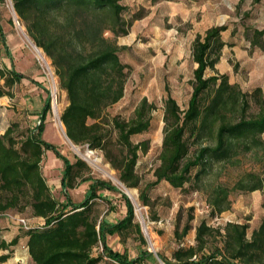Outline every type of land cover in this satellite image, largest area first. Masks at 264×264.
I'll use <instances>...</instances> for the list:
<instances>
[{
	"label": "trees",
	"instance_id": "obj_1",
	"mask_svg": "<svg viewBox=\"0 0 264 264\" xmlns=\"http://www.w3.org/2000/svg\"><path fill=\"white\" fill-rule=\"evenodd\" d=\"M156 2L159 0H151ZM258 3L260 0H254ZM18 19L24 23L27 35L37 48L51 60L61 90L65 91L67 106L60 120L68 139L75 145L86 144L88 149H99L118 172V180L127 188H139L136 171L139 152H146L148 141L133 143L131 137L147 132L151 127V114L155 106L142 98L131 118L113 116L109 128L102 124L104 111L117 103L124 94L128 65L120 59L116 37L127 35L131 22L139 19L133 14L126 19V6L122 0H12ZM226 26H214L192 42L191 56L196 65L193 70L192 92L187 107L181 110L176 100L168 95L163 107V138L159 164L153 171L154 181L139 188V202L148 206L149 191L160 182L173 188H183L191 181H199L211 162L229 159L242 145L261 146L264 134V95L260 88L252 92L256 113L247 116L250 108L247 93L228 82L225 74L205 76L214 70L226 45L222 33ZM110 33L112 37L105 34ZM255 39L264 32L255 30ZM24 76L14 70L0 68V98L11 96V88ZM41 123L34 128H21L11 123L0 134V214L19 216L30 211L31 219H40L38 226L25 228L10 240L0 239V263L7 261L21 243L28 249L33 264H98L108 259L116 264H143L154 259L144 249L133 259L113 251L106 242L107 235L121 234L135 227L141 242H147L139 223H134V206L128 197L110 182L82 177L76 170L87 168L84 161L74 163L63 156L57 146L42 139L43 121L50 111V95L46 90ZM241 107L239 116L230 114ZM230 113V114H229ZM91 120V122H88ZM111 132H115L117 153L110 148ZM189 138H209L210 145H199L190 155ZM50 150L63 164L60 184L64 201L52 196L43 176L41 163ZM195 171V172H194ZM81 177L75 182L76 177ZM251 177V176H250ZM250 184L239 188L264 191V180L251 177ZM88 182L82 201L73 202L69 189ZM99 191L118 192L126 207L124 218L115 223L98 221L93 215V203L102 199ZM228 190L220 188L212 197V213L228 209ZM104 200V199H103ZM264 206V205H262ZM189 220L175 236L181 241L191 229ZM247 224L229 222L223 228L218 244L214 230L202 221L195 228V244L178 246L166 258L157 257L164 264H264V218L247 235ZM101 244L102 251L93 256L92 250Z\"/></svg>",
	"mask_w": 264,
	"mask_h": 264
},
{
	"label": "rangeland",
	"instance_id": "obj_2",
	"mask_svg": "<svg viewBox=\"0 0 264 264\" xmlns=\"http://www.w3.org/2000/svg\"><path fill=\"white\" fill-rule=\"evenodd\" d=\"M122 4L127 8L124 12L126 19L133 14L139 16V19L131 22L127 35L115 38L117 45L122 48L119 52L120 59L128 65V75L123 97L104 111L100 121L108 129V121L113 116L125 120L131 118L134 108L142 98H146L155 106L151 114L150 129L131 137L133 143L145 140L149 143L146 152H139L136 166L140 178L139 188H143L145 184L154 181L153 171L159 164L165 98L168 95L172 96L181 110L187 107L192 92L193 70L196 67L192 61L191 46L197 35H204L210 27L226 26V31L222 33L226 45L221 51L220 60L214 70H206L205 76L216 73L227 75L230 84H235L239 90L250 96V108L246 115L256 113L257 106L251 94L256 88H260L264 95V35L257 40L254 31L264 32V0L258 3L254 0H159L156 2L122 0ZM14 17L19 25L15 23ZM0 25L10 39L9 45L3 47L2 34H0V61L1 58L6 57V49L15 53L16 48H21L34 60L35 68L41 77L40 85L49 92L48 118L53 126L49 125L46 128L45 135L49 139L48 142L57 146L60 153L70 162L74 163L80 159L86 163L87 168L76 170L80 176L110 182L119 191L126 193L134 206L133 222L144 227L143 236L147 244L141 242L136 228L131 227L121 234L107 235L106 242L109 248L126 254L128 259L135 258L140 251L147 249L153 253L154 259L149 258L143 264H164L157 254L170 258L178 246L194 245L195 228L202 221L213 228L218 244H221L222 239L216 231L223 234V228L229 222L247 224L248 236L258 227L264 218V206H262L264 191L244 190L239 188V184H250L253 176L264 180V145H251L249 150L242 145L238 146L229 159L211 162L207 172L199 181H191L183 188H173L167 182H160L149 191L148 206H143L139 202V188H128L135 191V199L140 206L138 212L133 200L123 189L125 186L115 182L114 178L118 180V172L107 162L104 152L99 149L90 150L86 144L75 145L71 141L70 144L65 136L64 125L62 124L60 128L56 124L57 120L52 110L53 101L57 104L60 120V115L68 104L66 93L59 86V79L51 60L38 48L47 59L53 78L56 80L57 91L53 94L49 71L42 66L39 57L27 41V38L30 41L31 39L27 35L24 23L14 12L12 0H0ZM105 35L112 37L110 33ZM44 95H46L45 91ZM240 112L241 107H238L235 112L229 113V116L234 119L240 115ZM115 136V132H111L110 148L117 153ZM260 140L264 144V134L260 136ZM188 143L189 154L192 155L199 145H210L213 141L209 138L202 141L189 138ZM73 146L80 153L75 151ZM87 151L93 152L90 155L92 159L89 157L88 160L83 156ZM52 154L50 150L45 152L41 169L52 196L58 202H63V190L60 185L63 164L61 160L54 159ZM95 157L98 162H95ZM80 176L75 178V182L80 180ZM88 184V182L82 183L68 190L73 202L78 203L83 200ZM220 188L228 190V209L213 214L211 199ZM99 195L102 199H96L92 208L93 215L98 221L115 223L124 218L126 207L118 192L99 191ZM10 215L13 216L14 212L11 211ZM190 216L191 229L179 241L175 236V230L180 233ZM19 217L23 218L28 226H38L39 222H43L31 219L29 210L19 214ZM19 231L20 227L16 221L7 216H0V239L10 240ZM101 251L102 247L99 244L92 250V254L96 256ZM3 264H33V262L27 255L25 245L21 244L15 254ZM98 264L116 263L103 259Z\"/></svg>",
	"mask_w": 264,
	"mask_h": 264
},
{
	"label": "crops",
	"instance_id": "obj_3",
	"mask_svg": "<svg viewBox=\"0 0 264 264\" xmlns=\"http://www.w3.org/2000/svg\"><path fill=\"white\" fill-rule=\"evenodd\" d=\"M0 34H2L3 47L6 45L8 46L10 39L9 36L5 34L1 25ZM16 49L15 53L8 52V49H6V57L1 58L0 61V68L14 70L24 76L20 82L15 83V85L11 88V96H3L0 98V134H3L6 128L14 122H19L21 124V128H34L37 120L40 119L43 113L45 100L47 98L45 88L40 85L41 77L35 68L34 60L23 52L21 48ZM2 83L3 80L0 79V84ZM44 91L46 95H44ZM48 113L49 112H47L44 117L42 132V139L46 142L49 140L45 135L46 128L49 127V125H52L49 121ZM51 156H54V159L59 160L54 154ZM34 220L39 221L40 219ZM25 248L27 249L26 246ZM16 250L17 248L14 250L13 254H15ZM1 254L2 251H0V255ZM27 255L29 256L28 249Z\"/></svg>",
	"mask_w": 264,
	"mask_h": 264
},
{
	"label": "bare ground",
	"instance_id": "obj_4",
	"mask_svg": "<svg viewBox=\"0 0 264 264\" xmlns=\"http://www.w3.org/2000/svg\"><path fill=\"white\" fill-rule=\"evenodd\" d=\"M22 29V28H21ZM27 41L29 42V44H30V46L32 47V49L34 50V52L36 53V55L40 58V59H43L47 64H48V61H47V59L45 58V56L42 54V52L40 51V49H38V48H35V46L33 45V43L27 38ZM49 75L51 76V73L49 72ZM51 80H52V83H53V94H55L56 93V91H57V86H56V80L51 76ZM53 107H52V110H53V114H54V116L56 117V120H57V125H58V127H60V128H62V123L60 122V120H59V117H58V107H57V104H56V102L55 101H53V105H52ZM67 140V139H66ZM70 144H71V142L69 141V140H67ZM73 149L75 150V151H77V152H79V150L75 147V146H73ZM80 153V152H79ZM93 154V152H91V151H87V153L85 154L84 153V155L83 156H85L86 158H88V160H89V157H90V155H92ZM98 157V156H97ZM91 158V157H90ZM92 159V158H91ZM95 160H96V157H95ZM95 162H98L97 160L95 161ZM99 167V166H98ZM104 170V169H103ZM113 176V175H112ZM114 180H115V182L116 183H118L120 186H121V184H120V182L117 180V179H115L114 178ZM123 187V186H122ZM123 189L125 190V192H127L128 193V195L130 196V198L133 200V202H134V204L136 205V209H137V211L138 212H140V206L138 205V203L136 202V199H135V191L134 190H132V189H128V188H125V187H123Z\"/></svg>",
	"mask_w": 264,
	"mask_h": 264
},
{
	"label": "built area",
	"instance_id": "obj_5",
	"mask_svg": "<svg viewBox=\"0 0 264 264\" xmlns=\"http://www.w3.org/2000/svg\"><path fill=\"white\" fill-rule=\"evenodd\" d=\"M13 19H14L15 23H16L17 25H19V23H18V21L16 20V18L14 17ZM38 59H39V61L41 62L42 66H44V67H45V68L51 73V76L53 77L49 63L47 64L43 59H40V58H38ZM60 122H61V121H60ZM40 123H41V120L38 119L34 127H37ZM61 123H62V122H61ZM0 216H7V217H9L10 219H13L14 221H16L17 224H20V225H22V226L25 227V228L27 227V223H26V221H25L23 218H20L19 216H12V215H10V214H0Z\"/></svg>",
	"mask_w": 264,
	"mask_h": 264
},
{
	"label": "water",
	"instance_id": "obj_6",
	"mask_svg": "<svg viewBox=\"0 0 264 264\" xmlns=\"http://www.w3.org/2000/svg\"><path fill=\"white\" fill-rule=\"evenodd\" d=\"M33 45L35 46V44H33ZM35 48H37V47L35 46ZM65 136H66V134H65ZM66 138L68 139L67 136H66ZM68 140H69V139H68ZM69 141H70V140H69ZM120 184L123 185L121 182H120ZM125 194H126V193H125ZM126 195H127V194H126ZM141 230H142V232H143V231H144V227L141 226Z\"/></svg>",
	"mask_w": 264,
	"mask_h": 264
}]
</instances>
